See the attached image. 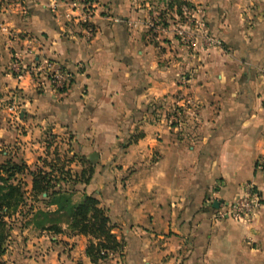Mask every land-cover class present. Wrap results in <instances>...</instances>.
Wrapping results in <instances>:
<instances>
[{
  "label": "crops",
  "instance_id": "obj_1",
  "mask_svg": "<svg viewBox=\"0 0 264 264\" xmlns=\"http://www.w3.org/2000/svg\"><path fill=\"white\" fill-rule=\"evenodd\" d=\"M94 1L88 34L70 0H0V164L34 172L53 136L97 160L72 201L96 198L122 245L101 264H264V0H188L214 48L197 32L182 41L175 1L164 12L157 0ZM44 60L63 65L68 89L11 71ZM19 179L32 190L28 172ZM247 184L256 215L223 217ZM49 201L8 220L0 264H93L91 238L65 220L61 234L37 224L56 214Z\"/></svg>",
  "mask_w": 264,
  "mask_h": 264
},
{
  "label": "trees",
  "instance_id": "obj_2",
  "mask_svg": "<svg viewBox=\"0 0 264 264\" xmlns=\"http://www.w3.org/2000/svg\"><path fill=\"white\" fill-rule=\"evenodd\" d=\"M176 2L178 14L181 15V7L185 2L181 0H176ZM187 5L190 6L189 3ZM81 163L85 168L75 180H71L69 174H66L68 176L63 179L54 176L53 173L60 169L52 164H45L44 167L38 168L34 172H31L29 167L23 163L7 161L0 164V261L7 252L10 239L11 226L8 220L18 214L24 205L26 191L23 190L19 177L25 175L26 172L32 177L31 195L33 198L46 204L50 200L48 204L58 207L54 215L38 212L34 217L37 224H44L47 221L61 223L65 220L70 234L91 238L86 253L87 258L93 264L105 262L111 253L119 252L122 249L121 243L111 233L110 219L107 213L100 208V202L92 196H85L79 204H73L74 188L64 191L59 186V183L64 181L71 182L74 187L79 184H90L95 174V166L84 159H81ZM48 165L52 168L50 172L46 170ZM60 171L63 172V169L61 168ZM43 195H46V198H43ZM59 223L49 227L48 230L55 234L63 233L61 227L58 226Z\"/></svg>",
  "mask_w": 264,
  "mask_h": 264
},
{
  "label": "built area",
  "instance_id": "obj_3",
  "mask_svg": "<svg viewBox=\"0 0 264 264\" xmlns=\"http://www.w3.org/2000/svg\"><path fill=\"white\" fill-rule=\"evenodd\" d=\"M80 0H75L74 4H71L70 8L74 11H78ZM92 7V6H91ZM195 11L189 10L187 7L183 8V15L188 25L193 24L195 26L194 30L189 29L188 31L179 30L178 34L183 38L186 44L193 43L196 37L194 32H197L201 39L206 45L211 47H219L221 43L208 34L207 29L204 24L196 19ZM75 15H71L74 17ZM80 17L86 18V15H80ZM87 19V18H86ZM11 71L18 77H23V73L36 75L40 80L46 82L47 84L53 86L57 91L63 92L69 88L71 82V76L65 70L62 64L56 61L44 60L42 62H34L30 67L21 66L20 63L15 62ZM261 167L263 164L261 163ZM261 198L254 189V185L247 184L245 187V194L242 198L232 204L230 210L223 214V217H229L237 221H245L252 219L257 211L261 207Z\"/></svg>",
  "mask_w": 264,
  "mask_h": 264
},
{
  "label": "rangeland",
  "instance_id": "obj_4",
  "mask_svg": "<svg viewBox=\"0 0 264 264\" xmlns=\"http://www.w3.org/2000/svg\"><path fill=\"white\" fill-rule=\"evenodd\" d=\"M74 1L75 0H70V4H68V5L71 6V4H74ZM171 1L176 2V0H171ZM181 1L185 2V4H183L181 7L182 14L180 16L185 18L183 15V8L184 7L185 8L187 7L189 10L196 12V7H193L192 5H190L191 6L190 7L187 5L189 3L188 0H181ZM156 2H157V3H155L156 6L154 8H158L159 12H164V10L168 9L166 7L169 6V4H168L169 1H168V3H165V4H163L161 0H157ZM95 3L96 2L94 0H80V4H79L78 8H76V9L78 11L82 12L81 15L87 16V13H90L92 11L91 6H95ZM175 10L176 11L178 10L177 5L175 6ZM177 13H178V11H177ZM74 17H76V19L78 20V24H80L82 26L84 31H88V34L91 33V30H89L90 27L88 26V19L80 17V15H76ZM74 17H71V19H74ZM145 26L147 27V29H146L147 32H149V31L151 32L152 24L148 23ZM194 28H195V26L193 24H191V26L189 25V29L194 30ZM55 140H56V138H54V136L48 138L47 144H49V148L51 147L52 150H49V148L47 147L46 151L48 152V155L47 156L44 155L40 158L41 167H39V168L44 167L45 164H50V165L52 164L57 169H60V170H61V168L63 169V172H61L60 170L59 171L57 170V172H54L53 173L54 176H56L57 178L63 179L66 176H68L66 174H69L71 180H75L76 177H79L81 175V172H82L81 170H83V168H85V167H83V165L81 163V157L78 156L76 153H73L70 148L59 149L58 147H54L56 144ZM14 151L15 150H12L11 154H13ZM17 152H18V150H17ZM91 159H93V158H91ZM96 161L97 160L93 159L91 162L93 164L95 163L94 164L95 171H96V166L98 165V162H96ZM88 166H87V168H88ZM76 167H78L79 169H76ZM46 170L48 172H50L52 170V168L48 165ZM77 170H79V171H77ZM20 181L24 184V186H26V183L23 180H20ZM60 184H62L61 185L62 187L64 186L62 189L65 191H67V190L70 191V190H73V188L76 189V187H77V186L74 187L71 182H66V181L61 182ZM79 185H81V184H79ZM23 190H24V188H23ZM40 205H41V202H39L37 199L33 198V196L31 195V191H28V193H26V195H25L24 205L19 210L18 213H20V214L16 218L19 217V218L28 219L30 216V209L34 210L35 208H38ZM23 209H25V210L23 211Z\"/></svg>",
  "mask_w": 264,
  "mask_h": 264
},
{
  "label": "water",
  "instance_id": "obj_5",
  "mask_svg": "<svg viewBox=\"0 0 264 264\" xmlns=\"http://www.w3.org/2000/svg\"><path fill=\"white\" fill-rule=\"evenodd\" d=\"M217 205V204H216Z\"/></svg>",
  "mask_w": 264,
  "mask_h": 264
}]
</instances>
